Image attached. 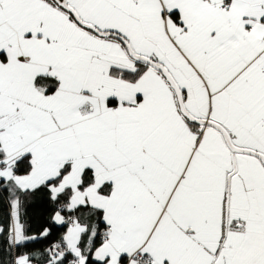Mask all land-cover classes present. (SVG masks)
I'll return each mask as SVG.
<instances>
[{"label": "snow or ice", "instance_id": "1", "mask_svg": "<svg viewBox=\"0 0 264 264\" xmlns=\"http://www.w3.org/2000/svg\"><path fill=\"white\" fill-rule=\"evenodd\" d=\"M0 189L43 264H264V0H0Z\"/></svg>", "mask_w": 264, "mask_h": 264}, {"label": "trees", "instance_id": "2", "mask_svg": "<svg viewBox=\"0 0 264 264\" xmlns=\"http://www.w3.org/2000/svg\"><path fill=\"white\" fill-rule=\"evenodd\" d=\"M11 201L12 195L0 189V227H5L6 231H10L11 226ZM55 209L56 206L43 194L23 199L22 219L28 225V235L36 239L23 246H13L10 237L0 233V264H13L21 254H27L33 264H43V257L48 254V249L59 242L66 230V226L57 225L52 221ZM45 228L50 230L47 237L41 235Z\"/></svg>", "mask_w": 264, "mask_h": 264}, {"label": "crops", "instance_id": "3", "mask_svg": "<svg viewBox=\"0 0 264 264\" xmlns=\"http://www.w3.org/2000/svg\"><path fill=\"white\" fill-rule=\"evenodd\" d=\"M61 214H62V215H65V213H63V212H61ZM18 258H19V257H18ZM18 258H17V259H18ZM17 259H16V260H17ZM32 264H33V263H32Z\"/></svg>", "mask_w": 264, "mask_h": 264}, {"label": "built area", "instance_id": "4", "mask_svg": "<svg viewBox=\"0 0 264 264\" xmlns=\"http://www.w3.org/2000/svg\"><path fill=\"white\" fill-rule=\"evenodd\" d=\"M53 245H54V244H53ZM53 245H52V246H53ZM52 246H51V247H52ZM51 247H50V248H51ZM50 248H49V249H50Z\"/></svg>", "mask_w": 264, "mask_h": 264}]
</instances>
